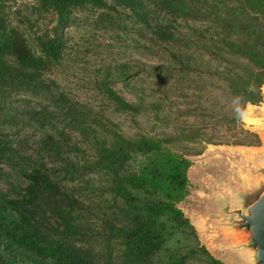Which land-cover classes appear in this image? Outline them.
Listing matches in <instances>:
<instances>
[{
    "label": "trees",
    "instance_id": "16d2710c",
    "mask_svg": "<svg viewBox=\"0 0 264 264\" xmlns=\"http://www.w3.org/2000/svg\"><path fill=\"white\" fill-rule=\"evenodd\" d=\"M11 2L0 0V264H222L179 205L205 146L261 145L228 105L263 102L264 0ZM89 15L112 49L72 84L68 33Z\"/></svg>",
    "mask_w": 264,
    "mask_h": 264
},
{
    "label": "rangeland",
    "instance_id": "374dc122",
    "mask_svg": "<svg viewBox=\"0 0 264 264\" xmlns=\"http://www.w3.org/2000/svg\"><path fill=\"white\" fill-rule=\"evenodd\" d=\"M21 1L12 0L11 3L15 6ZM91 24L92 18L89 15V24L80 21L70 28L68 33L69 39H71L69 44L73 46L71 57L75 59V55L79 54L78 57L80 58L76 67L72 69L66 67L63 70L72 84L83 77L85 79L93 77L106 57L105 53L101 56L97 55L98 51L103 52L112 49V47H107L110 41L100 31L95 30L90 33V30L86 27H91ZM86 46L92 49L90 50L92 52H89ZM118 50L126 54L125 60L131 58L133 62H136V59H140L142 63L147 65L156 63L155 60L148 57L135 55L134 52L123 45H119L118 49H114V51ZM114 89L123 98L130 100V95L125 89L121 88V85H117ZM87 92L89 93L85 94ZM93 94L95 92L92 90H84L80 96L89 98ZM124 120H120V122H123L121 128L128 132V127L132 128L134 124L128 119H126L127 122H124ZM243 129L258 135L261 141L260 147L253 149V147L224 145L205 146L201 155L191 158L192 166L188 171V196L179 205L185 217L193 225L200 244L204 245L208 252L221 261L222 264H248L243 255H237L230 251L229 246L231 245L232 236L222 225L219 215L221 205L217 197L227 190L231 192L236 185L235 178L249 179L248 166H256L264 162V100L259 106L253 107L251 117L248 123L243 125ZM32 141L29 148L34 150L36 145Z\"/></svg>",
    "mask_w": 264,
    "mask_h": 264
},
{
    "label": "water",
    "instance_id": "95a60500",
    "mask_svg": "<svg viewBox=\"0 0 264 264\" xmlns=\"http://www.w3.org/2000/svg\"><path fill=\"white\" fill-rule=\"evenodd\" d=\"M248 173L249 179L235 178L231 192L217 197L219 215L232 236L230 251L248 264H264V162L248 166Z\"/></svg>",
    "mask_w": 264,
    "mask_h": 264
},
{
    "label": "clouds",
    "instance_id": "9594fccd",
    "mask_svg": "<svg viewBox=\"0 0 264 264\" xmlns=\"http://www.w3.org/2000/svg\"><path fill=\"white\" fill-rule=\"evenodd\" d=\"M247 91L253 94L256 93L257 87L254 82L248 85ZM260 92L264 94V84L260 85ZM228 106L233 113V120L238 125H246L248 123L254 106L247 102L243 95H233Z\"/></svg>",
    "mask_w": 264,
    "mask_h": 264
},
{
    "label": "crops",
    "instance_id": "0c3cea01",
    "mask_svg": "<svg viewBox=\"0 0 264 264\" xmlns=\"http://www.w3.org/2000/svg\"><path fill=\"white\" fill-rule=\"evenodd\" d=\"M263 95V100H264V94H262ZM253 149H258V148H256V147H253Z\"/></svg>",
    "mask_w": 264,
    "mask_h": 264
}]
</instances>
